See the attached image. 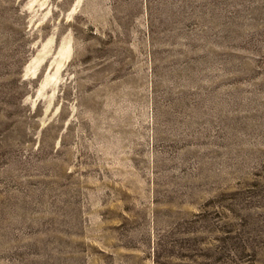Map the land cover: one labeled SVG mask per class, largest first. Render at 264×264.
<instances>
[{
    "label": "rangeland",
    "instance_id": "rangeland-1",
    "mask_svg": "<svg viewBox=\"0 0 264 264\" xmlns=\"http://www.w3.org/2000/svg\"><path fill=\"white\" fill-rule=\"evenodd\" d=\"M0 264H264V0H0Z\"/></svg>",
    "mask_w": 264,
    "mask_h": 264
}]
</instances>
